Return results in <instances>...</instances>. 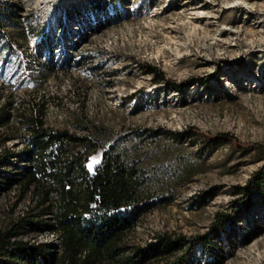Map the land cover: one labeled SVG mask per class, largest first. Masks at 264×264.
Instances as JSON below:
<instances>
[{
    "label": "rangeland",
    "instance_id": "1",
    "mask_svg": "<svg viewBox=\"0 0 264 264\" xmlns=\"http://www.w3.org/2000/svg\"><path fill=\"white\" fill-rule=\"evenodd\" d=\"M45 1L0 0L2 15L12 9L0 22V228L37 210L32 188L5 182L28 166L24 143L42 120L105 145L136 147L156 170L158 191L175 194L140 216L130 242L209 233L216 213L233 208L234 187L248 184L264 165L258 148L206 139L230 132L264 146V0H187L185 8V0ZM65 7L86 9L89 25L62 51L52 36ZM65 23L70 30L78 25ZM153 67L164 79L154 80ZM188 82L184 90L174 86ZM188 128L197 133L186 137ZM103 151L91 149L88 166L93 158L100 163ZM18 237L58 241L47 228L26 227ZM214 240L215 255L198 249L202 262L264 264V188Z\"/></svg>",
    "mask_w": 264,
    "mask_h": 264
},
{
    "label": "trees",
    "instance_id": "2",
    "mask_svg": "<svg viewBox=\"0 0 264 264\" xmlns=\"http://www.w3.org/2000/svg\"><path fill=\"white\" fill-rule=\"evenodd\" d=\"M7 11H12L11 5L4 15L0 13V22L9 19ZM152 72L155 81L164 79L156 67ZM190 83L174 86L184 90ZM3 115L0 113V125L5 122ZM33 124L23 150L28 166L5 183L16 182L24 190L32 188L37 210L31 209L11 226L0 228V264H218L211 258L202 262L198 249L215 255L214 239L222 236L226 224L242 207L249 206L254 191L264 188L263 165L248 184L234 187L233 208L216 213L209 233L194 237L162 233L145 244H135L127 235L140 216L175 197L174 193L158 191L156 170H151L145 157L126 144L105 145L99 138L45 127L42 120ZM183 133L192 137L197 132L188 128ZM137 135V139L143 138ZM150 137L157 140L158 135L152 132ZM206 139L208 143L231 142L239 148L264 151L263 145L244 144L230 132L207 134ZM99 146L104 147L102 160L92 170L88 155ZM177 177L188 180L183 172ZM26 227L53 230L58 241L49 244L19 238Z\"/></svg>",
    "mask_w": 264,
    "mask_h": 264
},
{
    "label": "bare ground",
    "instance_id": "3",
    "mask_svg": "<svg viewBox=\"0 0 264 264\" xmlns=\"http://www.w3.org/2000/svg\"><path fill=\"white\" fill-rule=\"evenodd\" d=\"M17 1H19V0H15V4H14L16 6L19 5ZM50 1L51 0H46L45 2L48 5H50ZM108 1H110V3H114L116 0H108ZM186 2H187V0H185V3L183 4L184 8L186 6ZM200 6H202V3H200ZM200 6L194 8V11H193L194 14H196L197 12H201L200 11L201 10ZM71 9L68 10V8L66 9V7H65L62 10V11H64V12H62L64 19L61 20L62 17H60V18H57L56 21H55L56 22L55 23L56 26L57 27L59 26V27H58V30L56 31V33L54 32L55 34L52 36V38L55 37V40L53 41V44H54L53 46H55V45H57V47L59 46L62 51L67 46L69 47V45H72V43H73L72 41H77L78 39H80L82 37V35L85 33V31H87V28H88L87 26L89 25V19H88L89 17L87 15V10L86 9H83L82 10L81 8H75V7H73V10H71ZM68 18H70V21H73L74 20L75 23H78V25L75 26L72 30H70V28H68V29L66 28V25L67 24L65 23V21L68 20Z\"/></svg>",
    "mask_w": 264,
    "mask_h": 264
},
{
    "label": "snow or ice",
    "instance_id": "4",
    "mask_svg": "<svg viewBox=\"0 0 264 264\" xmlns=\"http://www.w3.org/2000/svg\"><path fill=\"white\" fill-rule=\"evenodd\" d=\"M95 163H98V161H97L95 158H93V159H92V164H95ZM92 164L89 165V168H90V169H91V167H92Z\"/></svg>",
    "mask_w": 264,
    "mask_h": 264
}]
</instances>
